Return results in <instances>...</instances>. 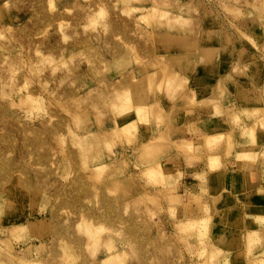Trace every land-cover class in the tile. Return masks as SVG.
I'll return each mask as SVG.
<instances>
[{
  "label": "rangeland",
  "instance_id": "rangeland-1",
  "mask_svg": "<svg viewBox=\"0 0 264 264\" xmlns=\"http://www.w3.org/2000/svg\"><path fill=\"white\" fill-rule=\"evenodd\" d=\"M261 16L264 0H0V264H176L169 234L203 236L207 220L166 222L172 149L138 129L163 125L199 56L245 75V23ZM234 143L174 150L216 169Z\"/></svg>",
  "mask_w": 264,
  "mask_h": 264
},
{
  "label": "crops",
  "instance_id": "crops-1",
  "mask_svg": "<svg viewBox=\"0 0 264 264\" xmlns=\"http://www.w3.org/2000/svg\"><path fill=\"white\" fill-rule=\"evenodd\" d=\"M261 17L257 24L245 23V34L250 38H245V75L234 72L235 66L226 71L229 59L219 62L217 57L218 61L213 62L199 56L187 78L190 92L177 101L163 100L160 104L163 125L159 126L155 119L138 129V144L164 132L162 152L172 149L174 158L166 155L173 162L162 161L164 178H170L168 189L163 187L162 193L167 192L171 206L178 202V216L166 222L174 229L180 222L207 220L203 236H199L197 227L182 232L176 228L169 234L178 240L169 262L172 257L171 262L176 264H264V16ZM255 121L259 122V130L254 144L242 130ZM229 132L235 143L229 156L225 150L219 153L220 165L216 169L210 168L207 156L187 162L184 153L174 150V144L183 140ZM243 149L249 154L245 160L237 158Z\"/></svg>",
  "mask_w": 264,
  "mask_h": 264
},
{
  "label": "bare ground",
  "instance_id": "bare-ground-1",
  "mask_svg": "<svg viewBox=\"0 0 264 264\" xmlns=\"http://www.w3.org/2000/svg\"><path fill=\"white\" fill-rule=\"evenodd\" d=\"M225 244V243H224ZM112 256V255H111ZM111 258V257H110Z\"/></svg>",
  "mask_w": 264,
  "mask_h": 264
}]
</instances>
